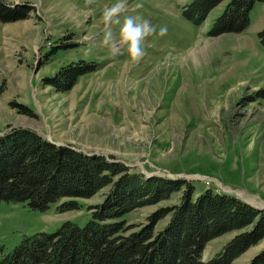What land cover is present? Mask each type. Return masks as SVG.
I'll list each match as a JSON object with an SVG mask.
<instances>
[{
  "label": "rangeland",
  "instance_id": "1",
  "mask_svg": "<svg viewBox=\"0 0 264 264\" xmlns=\"http://www.w3.org/2000/svg\"><path fill=\"white\" fill-rule=\"evenodd\" d=\"M0 1L29 8L26 18L0 20V134L28 127L56 144L120 162L145 179H185L195 193L212 188L264 209V47L257 36L264 27V2H255L243 31L211 36L227 0L199 25L182 13L192 0H125L121 21L139 15L156 28L143 41L137 63L126 52L113 55L100 46L103 10L117 0ZM79 62L97 68L78 76L69 90L50 84L64 66ZM111 189L112 184L76 198L79 206L66 211L57 206L68 198L45 211L0 202L4 253L23 237L53 232L65 220L83 225ZM183 190L123 218L145 222L154 210L177 204ZM252 228L210 240L204 259ZM263 248L264 237L230 264H247Z\"/></svg>",
  "mask_w": 264,
  "mask_h": 264
},
{
  "label": "trees",
  "instance_id": "2",
  "mask_svg": "<svg viewBox=\"0 0 264 264\" xmlns=\"http://www.w3.org/2000/svg\"><path fill=\"white\" fill-rule=\"evenodd\" d=\"M222 1L192 0L182 13L199 25ZM255 2L264 0H227L209 35L246 29ZM28 9L11 8L0 1V20L26 18ZM257 36L264 47V27ZM96 68L84 62L68 64L50 84L59 91L69 90L78 76ZM111 184L110 194L83 225L65 220L53 232L23 237L7 253L0 244V264H230L264 237V209L231 193L212 188L195 193L180 178L153 175L145 179L120 162L86 154L71 144H56L28 127H12L0 134V202L24 203L30 209L45 211L68 198L57 206L66 211L79 206L76 198L91 197ZM181 188L177 204L154 210L145 222L132 224L123 218L138 207L168 199ZM164 218L166 222L157 229L158 221ZM247 225L253 228L235 235L220 251L204 259L207 242ZM247 264H264V248Z\"/></svg>",
  "mask_w": 264,
  "mask_h": 264
},
{
  "label": "clouds",
  "instance_id": "3",
  "mask_svg": "<svg viewBox=\"0 0 264 264\" xmlns=\"http://www.w3.org/2000/svg\"><path fill=\"white\" fill-rule=\"evenodd\" d=\"M91 0H89V3ZM140 7V5H137ZM126 9L125 0H117L115 4L103 10L101 21L104 25L101 47L107 48L113 55L126 52L133 62H139L144 55L143 41L156 33V28L147 19L141 16H125L123 21L120 15ZM113 25H119L118 33L113 31ZM167 27L159 29V35L164 36ZM85 40L88 38L85 37ZM91 51V48L88 49Z\"/></svg>",
  "mask_w": 264,
  "mask_h": 264
},
{
  "label": "water",
  "instance_id": "4",
  "mask_svg": "<svg viewBox=\"0 0 264 264\" xmlns=\"http://www.w3.org/2000/svg\"><path fill=\"white\" fill-rule=\"evenodd\" d=\"M43 136V135H42ZM43 137H45V136H43ZM55 143V142H54ZM57 144H59V143H57ZM151 175V174H150ZM251 205H253L252 203H251ZM253 206H255V207H259V206H257V205H253ZM259 208H261V207H259Z\"/></svg>",
  "mask_w": 264,
  "mask_h": 264
}]
</instances>
